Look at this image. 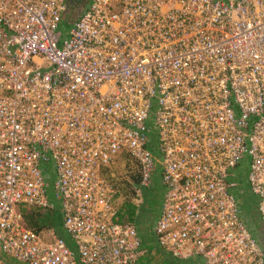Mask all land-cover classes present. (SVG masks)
Segmentation results:
<instances>
[{"label":"built area","instance_id":"obj_1","mask_svg":"<svg viewBox=\"0 0 264 264\" xmlns=\"http://www.w3.org/2000/svg\"><path fill=\"white\" fill-rule=\"evenodd\" d=\"M67 1L0 0V264H135L102 175L123 151L141 188L158 173L166 256L264 264L232 180L264 229V0H88L61 37ZM19 203L57 210L62 236Z\"/></svg>","mask_w":264,"mask_h":264},{"label":"trees","instance_id":"obj_2","mask_svg":"<svg viewBox=\"0 0 264 264\" xmlns=\"http://www.w3.org/2000/svg\"><path fill=\"white\" fill-rule=\"evenodd\" d=\"M70 12L71 9L65 12L58 22L57 29L61 37L65 35L71 22L74 20ZM148 127H150L149 121ZM122 155L126 163L124 168L125 173H123V175L119 173V175L113 177L109 169L104 167L102 175L115 189V213L112 217L113 222L119 224H132L138 227L139 224L147 223L154 218L158 208V203H156V201L162 198L163 186L160 183L161 189H159L158 194L156 192L150 193V185L141 188L139 186L140 171L138 163L131 158L128 153L123 151ZM130 160L132 161V166L128 165V161ZM244 172L243 167L237 168L234 171L232 180L235 181L236 186L234 187L233 194L237 201L239 211L241 209L253 218V203L255 202V198L248 192ZM139 198L141 201H136L137 199L139 200ZM17 210L22 218L23 225L28 229L36 233L51 230L54 234L62 236V233L57 231L58 222L55 217L56 214H59L57 210H42L38 207L23 203L17 205ZM252 222L256 223L257 221L252 219Z\"/></svg>","mask_w":264,"mask_h":264},{"label":"rangeland","instance_id":"obj_3","mask_svg":"<svg viewBox=\"0 0 264 264\" xmlns=\"http://www.w3.org/2000/svg\"><path fill=\"white\" fill-rule=\"evenodd\" d=\"M70 9H71V12H70L71 13V17H72V19H75V17L77 16V14H79V12L81 10L77 11V8H74L72 6L70 7ZM131 160L128 161V165L129 166H132V161ZM125 164L126 163L124 162V158H123V155H122V152H121L118 155H116L106 167L112 173L111 175H113V177H116L117 175H119V173H120V175H123V173H125V171H124ZM160 187H161V184L159 182L158 173L156 172L154 174V176H153V179H152L151 183H150V193L156 192L158 194L159 193V189H161ZM158 206H159V204H157V207ZM55 217H56L57 222H58L57 231L59 233H63L62 228H61V216L59 214H56ZM239 217H240L241 221L243 222V224L245 225V227L247 228V230L249 231V233L253 237L258 238V236H259L258 233L261 230L260 226L257 225L256 223L251 222L249 214H246L241 209L239 211ZM50 235H51V233H50ZM54 235H56V234H53V236ZM169 262L170 261L167 259V257L163 256V252H158L157 249H155L152 246H150V264H159V263L169 264Z\"/></svg>","mask_w":264,"mask_h":264},{"label":"crops","instance_id":"obj_4","mask_svg":"<svg viewBox=\"0 0 264 264\" xmlns=\"http://www.w3.org/2000/svg\"><path fill=\"white\" fill-rule=\"evenodd\" d=\"M68 6H69V4L67 5L65 12L70 11ZM140 198H139V200L137 199L136 201L140 202L141 201ZM156 203H158L159 206L157 208V211H156V214H155L154 218L151 221L147 222V223H142V224H139L138 227H135L136 231H137V234H138V238L140 240V244H141V246L144 249L143 256L135 264H150V246H152L153 248L157 249L158 252H162V250L158 247V245L156 243L155 236H154V233H153V225H154L155 220H156V218H157V216L159 214V211H160L159 207L161 205V200L160 199L157 200ZM253 212H254L253 218L250 217L251 222H252V219H255L257 221L256 224L259 225L260 228L262 229V226L259 224V219H258V215H257V203H256V200L253 203ZM163 256L165 257L166 254L163 253ZM166 257L170 261L169 264H192L195 261V258H193V257H188V258H185V259H177V260L170 259L168 256H166ZM159 264H162V263H159Z\"/></svg>","mask_w":264,"mask_h":264},{"label":"flooded vegetation","instance_id":"obj_5","mask_svg":"<svg viewBox=\"0 0 264 264\" xmlns=\"http://www.w3.org/2000/svg\"><path fill=\"white\" fill-rule=\"evenodd\" d=\"M68 4H69V6H68L69 9L72 6L74 8H77V11H79V10H81V9H83V8H85L87 6L88 0H70V1H68L67 5ZM262 229L258 233V235H259L258 238H261V239L264 240V229L263 230ZM259 246H260V249H261V253H262L263 257H264V241H263V243H259Z\"/></svg>","mask_w":264,"mask_h":264},{"label":"water","instance_id":"obj_6","mask_svg":"<svg viewBox=\"0 0 264 264\" xmlns=\"http://www.w3.org/2000/svg\"><path fill=\"white\" fill-rule=\"evenodd\" d=\"M68 1H70V0H68ZM68 1H67V2H68ZM66 6H67V5H66ZM258 237H259V236H258ZM257 240H258V243H263V241H264V240L261 239V238H258Z\"/></svg>","mask_w":264,"mask_h":264}]
</instances>
